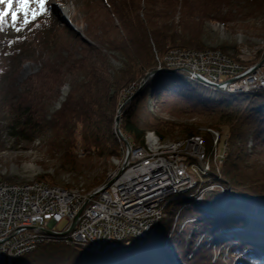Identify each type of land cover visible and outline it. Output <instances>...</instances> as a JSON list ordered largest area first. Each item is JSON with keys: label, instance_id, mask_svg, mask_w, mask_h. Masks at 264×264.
<instances>
[{"label": "trees", "instance_id": "1", "mask_svg": "<svg viewBox=\"0 0 264 264\" xmlns=\"http://www.w3.org/2000/svg\"><path fill=\"white\" fill-rule=\"evenodd\" d=\"M180 1L183 3L184 22L192 23V26L184 24L185 32L179 30L175 22ZM105 2L121 31L109 40L108 45L96 42L89 48H81V57L76 61L62 58L61 63L48 66L49 70L43 68L39 75L29 76L30 80L46 77L41 89L25 83L26 86L22 84L18 92H11L9 106L17 114L11 129H21L30 121L42 122L41 117L46 114L43 111L51 105L58 88L68 82L71 90L67 98L46 126L54 130L61 141L60 147L67 151L63 163L65 169L74 164L69 148L76 133L85 150H94L106 162L110 155L118 152L120 145L111 131L110 113L114 112L120 93L135 85V96L122 107L118 125L130 143L143 145L145 134L150 130L165 139L179 129L182 134L203 135L210 150L212 141L204 132L198 131L196 124L161 118L153 111L152 105L162 106V110L167 106L169 113L176 118H184L185 115L208 118V125L224 131L223 137L229 144L230 152L224 160L223 173L219 176L215 170L212 173L225 192L217 190L214 204L208 211L192 200L194 209L185 212L183 220H195V223L173 236L167 233L172 224L162 221L154 229L153 236H148L141 243L133 241V238L125 239L123 247L109 253H89L79 245L50 241L21 256L14 264H177L176 260L182 264H264V189L251 184V179L255 181L252 172L258 170L254 166L262 164L264 158V88L228 92L200 81L192 82L183 71L172 74L160 71L144 80L148 73L158 68L153 42L163 54L178 47H202L199 21L222 13L232 1L145 0L143 6L141 0ZM103 48H113L118 52L122 58L120 67L115 70L109 67ZM222 49L227 52L225 47ZM263 58L264 54L251 64L259 63ZM99 60L100 65L95 66L94 62ZM4 95L8 102V94ZM39 106L40 111L37 110ZM250 141L253 142L251 149ZM209 199L213 203L211 197ZM178 202L181 205L190 203ZM175 206H171L170 212L174 208L177 210V204ZM192 210L198 212H189ZM228 228L236 230L226 238H203L200 245L187 239L192 230L201 231L198 237L207 234L211 238V235Z\"/></svg>", "mask_w": 264, "mask_h": 264}, {"label": "rangeland", "instance_id": "2", "mask_svg": "<svg viewBox=\"0 0 264 264\" xmlns=\"http://www.w3.org/2000/svg\"><path fill=\"white\" fill-rule=\"evenodd\" d=\"M231 1L232 4L228 7H225L222 10V13L220 12L215 16H208L201 22L199 21V25L202 29L201 41L203 42V46L188 49L193 51L204 49L205 51L209 50V52L214 51L215 49L224 55H227L228 58L232 59L231 61L243 66L246 70L254 72V74H256L255 76L258 75V78L260 76L264 78V62L262 66H258L260 62L251 64L253 60L264 54V0H230V2ZM144 3H146L145 0H141L142 6ZM182 4V1H180L178 11L175 15V22L178 24V29L182 32H185L184 26L186 25L184 24L187 23L192 26V23L190 21L184 22V11L182 9ZM47 7L48 11L38 14L35 20H31V14H29V20L31 22L25 24L24 13H19L17 19H13L11 13L19 11V5L14 3L9 11V14L5 17L3 24L0 25L4 28L2 29L0 27V225L2 223H6L7 221H15V217L9 218V214L11 213L10 210L13 211V206L19 208L18 206L22 204H26L28 202L34 203L38 201V199H42L40 197L43 196V194L45 198L41 200V203L45 204V199L48 200L47 205H44V210L42 208V219L39 216V212H34L33 216L36 220L33 219L30 227H27V221L24 220H18V223H16L18 224L16 228L21 227V230L19 232L13 231V234L10 236L14 238L16 245L20 247V249H24L26 251H24V253L20 256L17 255V258L15 257L14 262L21 256L35 251L39 246L46 243L41 242L39 244L37 243L28 246L30 236L32 237L31 234L33 233H43V236L46 238L48 237L50 241H64L69 245H79L83 250H85L84 245L86 242H89V249L91 250L90 253H105L102 250L99 251V248H102H97L99 244L107 247L106 249L108 251L120 249L123 247L122 244L124 243L125 239H132V237L130 238L128 236H124L127 234H132V240L136 242L138 241V243H141L145 238H147L146 233L151 228H154L151 225V222H145L146 224L137 223V218L135 216L137 213L133 214L132 210L131 213H127V211L120 208V205L125 206L126 203L124 200L119 203L120 205H118L117 197H114L113 200L106 198V202H104L101 201V196L103 193L98 190H93V188L96 186H104V184L112 179V177L116 179L121 177V174H119L118 171L122 167L123 162L129 156V159L134 157L131 161L132 164H146L150 167V165H153L156 160L160 159L158 156V159L156 157L153 158V155H156L157 153L158 155L165 154L161 155V158L164 156V158L168 160L166 165L168 164L171 166L172 169L175 170V173V166L177 164H179L177 166L185 167L186 171H193V168H200L209 163L212 168L203 172L208 178L202 176V180L199 182L200 186H197L198 190L196 189L195 191L198 192L195 194H200V198L206 202L209 200L208 195L206 196L204 191H207L210 187L215 186V183L211 184L213 180L212 176L215 173L213 170L217 172L218 176L219 174L223 173V163L230 152L229 144L226 141V137H223L222 133L221 140L224 141V144L220 141L222 148L220 151L222 156L221 159L212 158L209 159V161L205 160L204 162H201L196 160L194 157H188L189 159H186V163H182L180 161L185 157L186 152H189L188 149L185 148V141L187 143L189 140H193V137L197 134H182L179 132V129L175 130L174 133L167 135V138H165L169 141H173V143L177 145V151L174 154H169L168 151L163 150V148H159L156 153L153 151V148L149 145L150 142H148V137L154 136L158 139L161 138L152 130L147 131L145 134V143L143 145L133 146L130 143L128 137L121 132L118 125L122 107L125 105L126 101L131 100L133 95L136 93L137 87L135 85H131L120 93L118 96V102L116 101V108L114 109V112L110 113V116L112 117L111 131L118 139L120 145L118 147V152H116L114 155H110L106 162H104L102 157H98L94 150H91L90 152L85 150L78 134L76 133L75 136H73V145L69 148L70 155H72L73 160L71 162H74V164L70 169H65V165L63 163H65V153L67 151H65L64 147H60L61 141L56 137L54 130L48 127L46 128V126L49 124V121L52 120L53 115L58 112V110L61 108V104L67 98V95L71 90V84L68 82L62 84L58 88V93L51 101V105L48 107V109L43 111L46 114L45 116L41 117L42 122H37L38 120L35 119V122L37 123L30 121V123H27L25 126L21 127V129H18L20 131L11 129V124L15 121L14 118H16L17 115L11 110V107L9 106L11 94L15 91L18 92L20 87H23L22 84L25 85V83H31L37 89H41V84L46 82L43 80L46 77L30 80L29 76H32L36 73L39 75L40 69L42 70L43 68L45 71L49 70L50 67L48 68V66H54L58 63H61L62 58H64V60L67 58L69 60L73 59L76 61L81 57V48H89L90 45H95L96 42H99V44L103 43L104 46L108 45L109 40H111L117 35L118 32L121 31L117 27L119 26V24H117L118 21L115 19V17L109 14V6L105 0H47ZM6 8L7 5H0V10H4ZM30 8H38V5H30ZM16 29L20 30L17 31ZM152 47L154 48L153 51L156 62L158 66H162L163 72L172 74L183 71L186 74V78L188 80L192 82L195 80L200 81L197 79L198 77L191 78L192 73L188 72L189 69H187L186 66L180 67L177 65V62L181 58V54L178 57L175 56L177 59H167V63L165 65L163 60H165L164 57L169 55V51L164 54L160 53L154 42L152 43ZM222 47H225L227 52H225ZM182 50H186V48H182L180 51ZM103 52L104 55L106 54L105 56L107 57V63L109 64L110 68L115 70V68L121 66L122 58L117 51L113 50V48L108 50L103 48ZM229 53L234 54L236 58L231 56ZM201 60L204 61L203 56L201 57ZM169 62H174V64L169 65ZM100 63L101 61L99 60L94 62V65L99 66ZM198 67L195 71V74H201L204 71ZM173 69H177L178 71H166ZM245 69L241 71L243 72ZM73 76L74 75L71 77L74 78ZM239 76L240 74L234 76L233 80H239ZM211 86L214 87V85ZM2 87L3 90L1 91ZM240 91L242 90H236L235 92ZM4 94H8V96L10 94L9 98L7 96L8 102L4 100ZM152 108L153 111L161 118L179 123L196 124L198 131H208L206 128L209 127V125L206 122L208 119L206 117L200 115H185L183 116L184 118H176L169 113L167 106V109L162 110V106L156 107V105L153 104ZM39 109H41V106H39L37 110L40 111ZM116 116L118 117L117 126L121 135L117 134L115 130ZM31 123L33 125L36 124L33 129H31V126H33ZM165 139L159 140L160 143L166 144ZM127 142L130 146L127 145ZM204 143L206 144V142ZM213 143L214 141L211 144V151H214L216 146ZM252 144L253 142L250 141V149L252 148ZM205 149L209 150L207 146H205ZM262 160V164L259 162L260 164L254 166V168H258V170L256 171V169H254L256 172L253 170L254 172H252V178L255 179V181L253 182L251 179V184L256 188L258 187L264 189V158ZM127 167L128 169L124 168L126 169L125 172L131 168L129 164ZM150 171H152L151 175H147L149 173L146 169H144V171L138 172V178H140L141 181H148L150 179L148 181L149 186H155L156 180L158 182L162 180L160 188L162 189L163 187L165 191L170 193H165V195H169L167 198L164 197V200L167 203L166 205L171 204L172 206H175L177 204V210L181 209L183 206L178 201L188 202L180 197L183 194L180 192L177 193V189L173 183H170L169 186H166L163 181L169 179L168 176L164 175L165 178L163 177V179H161L162 177H157V179L152 178L156 174V171ZM178 176L183 177V173L178 174ZM189 177H192V179L195 178V176L191 173L187 174L186 180H189ZM181 186H183V189L186 190L188 184L183 183ZM50 188H53V190ZM85 188L91 189L94 191L93 193L96 192L95 195L92 198L88 197L86 192L81 191V189L84 190ZM54 189H57L59 191L58 193L62 194L63 198L65 197V193H68V196H72L73 198L76 197V199L78 197V199H80V203L82 200L86 199L91 204L90 208L94 207L96 213L93 212L94 209H83L86 211L88 216L81 214V217H79L80 220H78L76 227L71 231V233L74 232L76 228L81 229L84 226L87 227L89 222L94 221L92 218L95 216L96 218L100 219L97 223H95L97 227L94 226V232H92L93 230L91 231L93 236H95V241H85L80 239V235L78 237H70L71 239H69L66 238V235L62 234L64 231L70 228L73 222L71 218H75L76 215L71 217L68 214L67 217L62 214L58 221V217H53L50 212L57 213L56 210L59 209L52 204L54 201L58 200V193ZM190 189L192 190L193 187ZM221 189H223L225 192V189L222 185L221 187L219 186L217 188L219 191ZM50 190L52 191L51 194H53L54 191L57 194L54 193L56 195L52 196L50 194L47 195V193H50ZM49 195L50 197L46 198ZM69 200L70 199H68V201ZM196 201L193 202L195 204L197 203V206H201L207 211L211 210L210 205L213 206V203L208 202L206 204L207 207H205L201 202L199 203ZM59 202H61V200H58V203ZM99 203H102V206L105 207L106 212L101 211L99 208ZM5 204H9V207L4 208ZM56 206L58 205L56 204ZM32 209L34 208L32 207ZM164 210L165 212L163 211L161 213L162 217L164 213L163 221L167 219L166 221H169L172 224L173 230H177V228H179V225L177 226V224H180V214L177 212L175 216L176 218H174V215L172 216L170 210ZM167 211L171 215L168 214ZM1 215H3V217ZM49 215H52V217H49ZM102 215L103 217H101ZM171 218H173V220H171ZM70 219L72 220L71 223L69 221ZM65 222L66 224L69 222V224H67V228L64 227ZM8 224L10 225V223ZM159 224H161V222H159ZM159 224H157V226H159ZM125 226H127V228H125ZM182 227H186V225H182ZM40 228L45 229L47 232H55L57 234L42 232ZM10 229H12L11 226ZM234 230L236 229L228 228L211 235V238L207 234H203L202 237H204L205 240L212 238L215 240L218 238H226L228 235H230V232ZM104 236H106L107 239H105ZM201 242L197 241L198 245H200ZM7 256H9V253H7ZM8 260H11V258L8 257V259H5L6 262Z\"/></svg>", "mask_w": 264, "mask_h": 264}, {"label": "built area", "instance_id": "3", "mask_svg": "<svg viewBox=\"0 0 264 264\" xmlns=\"http://www.w3.org/2000/svg\"><path fill=\"white\" fill-rule=\"evenodd\" d=\"M187 49L186 50H182V51H180L181 49L170 50L169 51V55L166 56L165 60H167V59L168 60L177 59V58H175V56L178 57L181 54V58L177 62V65L180 66V67H182V66L185 67L186 66L187 69H189L188 72L192 73L191 74L192 75L191 78H195V77L197 78L198 77L197 78L198 80H200L201 82L206 83V84H211L210 82H216V81H219L221 79V80L224 81V82H222L221 87H224L226 90L231 91V92L236 91V90H242V91L248 92V91H252V90H256V89H263L264 88V78H262V76H260L258 78V75L255 76L256 74H254V72H252L250 70H246L243 66H240L237 63L231 61L232 60L231 58H228L227 55H224L220 51H217L215 49H214V51H210V52H209V50L205 51L204 49L203 50H196V51H193L191 49L187 50ZM186 51L188 52V54H187ZM176 53H179V54H176ZM194 54H195V56H194ZM200 56L204 57V61L201 60ZM174 62H169L168 64L169 65L170 64H174ZM198 66L201 68V70H204L201 74H195V71L197 70ZM243 69H245V71L242 72L241 70H243ZM239 74H240V76H239L240 79L234 81L233 77L237 76ZM228 82H230L229 86L227 84ZM209 131H210V135H211V137H212V139L214 141L213 144L216 145L215 147H217L219 142H220V140H221V137L219 138V134H218L217 130L214 131L212 129H209ZM193 138H194L193 140H191V141L189 140V142H187V143L185 141V143H184V144H186L185 148H187L189 152H186L185 157L180 162L186 163V161H187L186 159H189L188 157H194L196 160H199L201 162L202 161L204 162L205 160L209 161V159H210L209 155L206 154L205 150H204V148H205L204 144L205 143H204L203 139L199 135H195ZM148 140H146V141L150 142L149 145L153 148V151L155 153L159 150V148H163V150L168 151L167 150L168 146L165 145V144L160 143L158 138L157 139L155 138V140H153L152 138H149ZM156 140H158V142H156L157 144L155 142H153V141H156ZM191 142H193L192 143L194 145L193 147H192V145H190ZM158 143H159V145H158ZM172 145H174V144H172ZM176 148H177V145L175 146V151H177ZM221 157L222 156L220 155V156H216L214 158L221 159ZM133 158L134 157L130 158V167L131 168L129 170H134L133 165L136 164V163L132 164L131 161L133 160ZM175 160H177V159H175ZM220 162H222V161H220ZM177 165H179V164H177ZM181 168H183L186 171L185 167H181ZM211 168H212L211 165L208 163L205 166L201 167V172L203 173L204 171H208ZM129 170L126 171L122 176H124V177L126 176L125 178H130L131 177L130 179H132V178L135 179L137 174H135L134 171H129ZM148 173L149 174H147V175H151L152 171H150V172L148 171ZM160 174L161 173L156 172V174L152 178H156L157 179V176L159 177ZM179 174H181V173H179ZM162 175L163 174H161V176H160V177H162L161 179H163V177H164ZM186 176L187 175H185L183 177L182 176H175L176 179H174L173 177L170 176V177H168L169 179L164 180L163 182L166 184V186H169L170 183H173L175 185V187L177 189V193H178V192H181L182 189H183V186H181V184L183 185V183H187V182H189L188 184H191V183L196 184L194 182L195 178L192 179V177H189L188 178L189 180H186ZM181 178H185L186 182L179 181V179H181ZM119 179H122V177H119L117 180L113 181V183L110 185L109 188L111 190L118 191V192L122 193V191H121L122 190L121 189L122 186H121V188L116 189L117 188L116 185H118V180ZM138 179L140 180V178H138ZM144 179H146V178H144ZM148 181L147 180L146 181H141L140 180V182H142L143 184H146V185H148ZM161 184H162V180H160L159 187L161 186ZM219 186L221 187V185L219 183H216L215 186L210 187L208 190L211 191V188H213V187H215L217 189ZM6 187H8V186H6ZM189 187L191 188L192 185H188L187 189ZM162 189H161V191L156 192L153 195H156V194L160 193V195H162L163 199H164V197L167 198L169 195H167V194L165 195V193H168V194H170V193L168 191H165L163 187H162ZM81 191H83V190L81 189ZM145 192H147V188H146ZM163 194H164V196H163ZM78 196H79V194H78ZM145 197L146 198H150L151 195L145 196ZM77 199H78V197H77ZM154 200L156 202H160V201H158L156 199H154ZM41 202H42L41 199H39L38 201H36L34 203L28 202L26 204H22V205L18 206L19 208H17L16 206L12 207L13 211L10 210L11 213L9 214V218H14L15 217L16 218L15 219L16 222L15 221L14 222L13 221L12 222L7 221L6 223H2L0 225V252L7 251L9 253H13V254H16V255L20 256L21 254L24 253V251H26L24 249L23 250L20 249V247H18L16 245L14 238H12L10 235L13 234V231H15V232H19L20 231L21 227L20 228H16L17 225H18V224H16V223H18V220L27 221L26 225H27V227H30L31 222L33 221V219H35L34 216H33L34 212H39V216L42 219V215H41L42 208L44 210V205L45 206L47 205L48 200L46 199V202H44L45 204H42ZM156 202L151 203V204H149L147 206H144V208L147 209L148 213L143 212V211L141 213L139 209L133 210V211H135V214L137 213L135 215L137 220L141 221L139 223H145V222L146 223H150L151 222V225L153 227H156L157 224H159V222H161V220H163V219L160 218L161 213L163 212V210L160 207H158V205L156 207H152ZM127 204L128 203H126L125 206ZM99 205H100V203H99ZM6 207L8 208L9 204L8 205L5 204L4 208H6ZM32 207L34 209H32ZM155 210H157L158 212L155 213ZM56 212L57 213H55V212L54 213L50 212V213L53 215V217L54 216L58 217V219H57V221H58L60 219L61 215L64 214V213L60 209H57ZM52 215H49V217H52ZM64 215L68 217L67 214H64ZM1 216L3 217V215H1ZM163 216H164V213H163ZM94 217L92 219H94ZM101 217H103V215ZM8 223H10V225ZM10 226L12 227V229H10ZM88 228L82 227L81 229H76L74 232L67 234L66 238L71 239L70 237H78L80 235V239L82 238L85 241H92L93 242V241H95V236H93V234H92V232H94V230H93V228H90V227H88ZM125 228H127V226H125ZM31 235H32V237L30 236L28 246L34 245V244H37V243L39 244L41 242L44 243V242L50 241V239H48V237L46 238L45 236H43V233H33ZM109 236H111V235H109ZM86 244H87V242H86ZM29 248H31V247H29Z\"/></svg>", "mask_w": 264, "mask_h": 264}, {"label": "bare ground", "instance_id": "4", "mask_svg": "<svg viewBox=\"0 0 264 264\" xmlns=\"http://www.w3.org/2000/svg\"><path fill=\"white\" fill-rule=\"evenodd\" d=\"M181 48V47H180ZM179 47L177 48V49H180ZM176 49V48H175ZM182 49V48H181ZM187 49V48H186ZM166 57H164V59H165ZM164 61V63H165V65H166V61L167 60H163ZM166 68V67H165ZM156 70H162V66L160 65V66H158V68L156 69ZM155 71V70H154ZM158 73V72H157ZM222 82H224L223 80H219V81H216V82H210L211 83V85H214V87H217V88H222V89H224V90H226L224 87H221V84H222ZM228 84V86L230 85V82H228L227 83ZM228 91V90H227ZM231 92V91H230ZM233 92H235V91H233ZM243 92H245V91H243ZM248 92H250V91H248ZM206 129H208V131L206 130L204 133H205V135H207L208 137H209V139H210V141H212L213 142V139H212V137H211V135H210V133H209V129H212V130H217V132H218V134H219V138L221 137V135H222V133L224 132V131H222L221 129H217V128H214V127H211V126H209V127H207ZM223 130H224V128H223ZM202 139H203V141L204 142H206V140L204 139V137H203V135H199ZM149 138H152L153 140H155V137L154 136H149ZM156 139H157V137H156ZM158 140H161V139H158ZM158 140H156V141H153V142H158ZM165 141H166V144L165 145H167L168 146V148H167V150H168V153L169 154H174L176 151H175V144L173 143V141H169V140H167V139H165ZM221 142H223V144H224V141H222V140H220ZM221 142H219V144H218V146L217 147H215V149H214V151L212 150H207V149H205V153H209L208 155H209V158L210 159H212V158H214V157H216V156H220L221 155V150H222V148H221ZM193 142H191V144L190 145H192V147L194 146L193 144H192ZM157 144V143H156ZM172 144H174V145H172ZM158 145H159V143H158ZM226 145V144H225ZM204 146H207L206 144H204ZM160 155V154H159ZM158 155V153L156 154V155H153V158H157L158 159V157H160V159L159 160H156L155 161V163H153V165H150V167L149 166H147L146 164L145 165H142V164H134L133 165V168H134V172H135V174H137V172H140V171H144V169H146L147 171H149L150 172V170H156V172H158V173H161V174H163L162 176H168V177H173L174 179H176V177L175 176H178V174L179 173H183V176H185V175H187L188 173H191L192 175H194L195 176V179H194V182L196 183V184H193V183H191V184H188L189 182H187V184L188 185H192V187H193V189H194V191H193V189L191 190L190 189V187H189V189H186V190H184V189H182V191L180 192L181 194H183V195H181L180 197H182L184 200H186V201H190V203L188 204V205H184V204H182V206L183 207H181V209H178V210H174L173 209V211L171 210V212H173L172 213V216L174 215V218H176L175 216H176V212H178L179 214H180V219H179V221H180V224H177L178 223V221H177V226L179 227V229H177V230H173L172 228L171 229H169L168 230V232L167 233H171L170 234V236H173V234L175 235V233H177V231H179V230H181V231H183V229H185L186 227H182V225L184 226V225H186V226H188V225H190L191 223H195L193 220H191L190 222L189 221H184L183 219H184V214H186L185 212H188V210H190L191 208H193L194 209V206H193V203H192V200L193 201H198L199 203L201 202L202 204H203V206H205V207H207L206 206V204L209 202L210 203V199H209V201H204V200H202L201 198H200V194H195V193H198V192H195L196 191V189H197V186H200L199 185V182H200V180H202V176H204V177H207V175H204L202 172H201V167L200 168H194V170L193 171H185L183 168H181V167H179V166H175V169H176V173H175V170H173L172 169V167L171 166H169L168 164L166 165V163H168V160H166L165 158H164V156L161 158V155H165V154H161L160 156ZM158 156V157H157ZM130 157V156H129ZM129 157L127 158V163H126V169H128V164L130 165V159H129ZM132 166V165H131ZM147 166V167H146ZM126 169H123V171H122V173H121V177H122V179H119L118 180V185H116L117 186V188L116 189H118V188H121V186H122V193H120V192H118V191H114V190H111L109 187L110 186H108V187H103V185H100V187L99 186H96V187H94L93 188V190L94 191H96V190H98V191H101L103 194H102V196H101V201H104V202H106L105 200H106V198H108V199H111V200H113L114 199V197H117V201H118V205H120L119 203H121V201H123V200H125V202L126 203H128L125 207L123 206V205H120V208L121 209H123V210H125V211H127V213H131L133 210H137V209H139L140 210V212L142 213V211L143 212H146V213H148L147 212V209H145L144 208V206H147V205H149V204H151V203H154V202H156L154 199H156V200H158V201H160V202H156L152 207H156L157 205H158V207H160L164 212H165V210L164 209H166V210H170L171 209V204H169V205H166L167 203H166V201L163 199V197H162V195H160V193H158V194H156V195H153V194H155L156 192H159V191H161V189H160V187H159V185H160V182H158V181H156V184H155V186H152V185H146V184H143L142 182H140V180L138 179V175H136V178L135 179H130V178H125L124 176H122L124 173H125V170ZM130 174V173H129ZM161 174L159 175V177L161 176ZM133 177V176H132ZM158 177V176H157ZM213 177V180H212V182H211V184L212 183H218L217 182V178H216V176H212ZM112 178H114V177H112ZM208 178V177H207ZM206 178V179H207ZM115 180H117L116 178H115ZM114 180V181H115ZM179 181H181V182H186V180H185V178H181V179H179ZM122 183V184H121ZM146 188H147V192H145L146 191ZM51 190H53V188H50ZM50 190V193H47V195L48 194H50V195H56L59 191L57 190V189H54V190H56L57 191V193L54 191L53 193H56V194H51L52 193V191ZM163 190V189H162ZM198 190V189H197ZM91 189H87V188H85L84 190H83V192H86V194L88 195V197H93L94 195H95V193H93L94 191H92ZM212 191V192H211ZM211 191L210 190H205L204 191V193L206 194V196L208 195V198L209 197H211V201H213V204H214V201H215V198H216V196H217V189L215 188V187H213V188H211ZM114 192V193H113ZM211 192V193H210ZM50 195L49 196H47L46 198H48V197H50ZM149 195H151V197L150 198H146L145 196H149ZM68 193H65V197L63 198V196H62V194H60V193H58V196H57V199L60 201L61 200V202H59L58 203V200L57 201H54L52 204L55 206V207H57V208H59L64 214H69L71 217L72 216H75V215H77V213L79 212V211H81L80 210V208H82L84 205V207L88 210V209H91V210H93L94 209V207H91L90 208V206H91V204L89 203V201H87L86 199H84V200H82L81 201V203H80V201H79V199H76L75 197L73 198L72 196H68ZM73 196H74V194H73ZM154 198H153V197ZM40 198H42L41 200H43L44 198H45V196H44V194H43V196H41ZM67 200V201H65V200ZM68 199H70L69 201H68ZM89 199V198H88ZM176 199V198H175ZM201 199V200H200ZM39 200V199H38ZM46 200V199H45ZM196 201V202H197ZM183 203H185V201L183 202ZM56 204L58 205V206H56ZM197 204V203H196ZM174 207H176V206H174ZM76 208H78V209H76ZM100 209H101V211H104V212H106L105 211V207L104 206H102V203H100V207H99ZM132 210V211H131ZM94 213H96V210L94 209V211H93ZM158 211L157 210H155V213H157ZM189 212H198V211H189ZM167 213L168 214H170L168 211H167ZM81 214L83 215H86V211H82L81 212ZM133 214H135V211H133ZM171 215V214H170ZM76 217V216H75ZM81 217V216H80ZM105 218V217H104ZM160 218L161 219H163L164 220V216L162 217V216H160ZM73 221H74V217H72L71 218ZM69 220L70 221V223L72 222V220ZM160 219V220H161ZM79 220H80V218H79ZM94 221L92 222H89V225L86 227V226H84L85 228H88V227H90V228H94V226L95 227H97V225L95 224V223H97L100 219H98V218H95L94 217V219H93ZM105 220V219H104ZM159 220V221H160ZM163 220H161V222L163 221ZM167 219H165V221H166ZM171 220H173V218H171ZM64 222V221H63ZM139 222H141V221H139V220H137V223H139ZM167 222H169V221H167ZM197 223V222H196ZM67 224H69V222H67ZM67 224H66V222H65V228H67ZM106 226H107V224H106ZM155 228H157V227H154V228H151L146 234H147V237L149 236H153V233H154V229ZM77 229V228H76ZM20 230H21V228H20ZM69 233H71V232H69ZM198 233H201V231H199V232H194V230H192L190 233H189V236L187 237V239L188 240H190V241H195L196 243H197V241H202L203 240V238L204 237H202V235L200 236L199 235V237H198ZM233 233V232H232ZM132 237L133 238V235L132 234H127V235H125V237ZM104 238L105 239H107V237L106 236H104ZM199 238V239H198ZM82 239V238H81ZM201 239V240H200ZM202 243V242H201ZM99 247H102V248H99ZM97 248H99L100 250L99 251H104L105 253L107 252V253H109L110 251H108L106 248L107 247H105V246H102V244H99V246H97ZM84 249L87 251V252H89L90 253V249H89V244L87 243V244H85L84 245Z\"/></svg>", "mask_w": 264, "mask_h": 264}, {"label": "snow or ice", "instance_id": "5", "mask_svg": "<svg viewBox=\"0 0 264 264\" xmlns=\"http://www.w3.org/2000/svg\"><path fill=\"white\" fill-rule=\"evenodd\" d=\"M14 3L19 5V11L11 13L13 19H17L19 13H24L25 24L31 22L29 20V14H31V20H35L38 14L48 11L47 0H0V5H7L6 9L0 10V25L3 24L5 17L9 14ZM33 4L38 5V8H30V5ZM16 30L19 31L20 29Z\"/></svg>", "mask_w": 264, "mask_h": 264}, {"label": "water", "instance_id": "6", "mask_svg": "<svg viewBox=\"0 0 264 264\" xmlns=\"http://www.w3.org/2000/svg\"><path fill=\"white\" fill-rule=\"evenodd\" d=\"M263 62H264V59L258 64V66H262V65H263ZM160 71H162V70H155V71H152V72L148 73V74L146 75V77H145L144 80H145V81L148 80V78H149L150 76H152L153 74H155V73H157V72H160ZM166 71H168V72H176V71H178V70H177V69H173V70H166ZM134 96H135V95H133V97H134ZM133 97H132V98H133ZM117 123H118V117L116 116V118H115V130H116V133H117V134L121 135L120 132H119V130H118ZM127 145L130 146L128 142H127ZM126 163H127V159L123 162L122 167L119 169V171H118L119 174H121L122 171H123V169L126 167V166H125ZM114 179H115V178L110 179L108 182H106V183L104 184L103 187H108V186H110V185L113 183ZM84 206H85V205H84ZM84 206H83L82 208H80L81 211H79V212L77 213V215H76L74 221L72 222V225L70 226V228L62 233L63 235H67V234H69V232H71V231L76 227V225H77V223H78V220H79V217H80V215H81V212H82L83 209L85 208ZM40 230H42V232L49 233V234H57V233H55V232H49V231L47 232L45 229H42V228H40ZM7 253H9V252H7V251L0 252V264H14V263H15L14 260H15V257H16L17 255L14 254V256H13V253H9V256H7ZM8 257H10L11 260H8V261L6 262L5 259H8ZM16 258H17V257H16ZM176 262H177V264H182L179 260H176Z\"/></svg>", "mask_w": 264, "mask_h": 264}]
</instances>
